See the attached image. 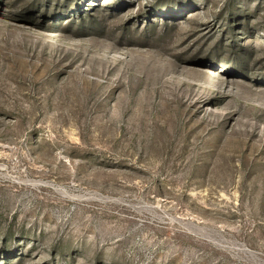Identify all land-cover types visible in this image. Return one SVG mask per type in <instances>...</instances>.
<instances>
[{"label": "rangeland", "instance_id": "374dc122", "mask_svg": "<svg viewBox=\"0 0 264 264\" xmlns=\"http://www.w3.org/2000/svg\"><path fill=\"white\" fill-rule=\"evenodd\" d=\"M0 264H264V0H0Z\"/></svg>", "mask_w": 264, "mask_h": 264}, {"label": "bare ground", "instance_id": "6f19581e", "mask_svg": "<svg viewBox=\"0 0 264 264\" xmlns=\"http://www.w3.org/2000/svg\"><path fill=\"white\" fill-rule=\"evenodd\" d=\"M214 74V73H213Z\"/></svg>", "mask_w": 264, "mask_h": 264}]
</instances>
